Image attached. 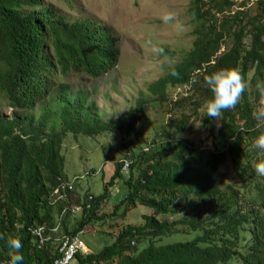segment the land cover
Wrapping results in <instances>:
<instances>
[{"label":"trees","instance_id":"trees-1","mask_svg":"<svg viewBox=\"0 0 264 264\" xmlns=\"http://www.w3.org/2000/svg\"><path fill=\"white\" fill-rule=\"evenodd\" d=\"M40 1L0 0V98L14 110L10 118L0 117V259L14 254L5 243L12 235L21 240L23 264L51 263L54 246L36 250L25 228L55 226L61 208L50 200L64 176V137L112 134L118 148L103 151L112 166L109 178L71 232L99 223L115 238L96 254L76 256L74 264H264V177L254 173L255 163L264 160V150L254 147L264 134V117L257 115L264 111L258 104L264 96V1L229 14V0H191L188 14L197 23L192 48L148 85L151 100L137 99L132 110L109 122L89 111L85 96L70 94L66 84L51 88L49 81L56 72L107 74L118 60L117 39L88 18L67 23ZM63 2L73 9L70 0ZM64 36L71 47L61 44ZM223 68L235 70L246 88L233 108L213 120L203 107L211 97L204 79ZM23 84L32 89L21 94ZM177 87L184 92L170 98L168 89ZM46 101L47 117L35 120L31 111ZM149 105L162 107L166 122L147 151L137 144L126 149L128 158L122 154L126 141L143 129ZM190 130L201 133V146L186 140ZM207 146L211 153L203 150ZM123 157L130 161L127 174ZM118 181L126 193L108 207L109 189ZM138 207L150 213L135 224L129 215ZM168 215L175 218H160ZM62 229L69 232L64 224Z\"/></svg>","mask_w":264,"mask_h":264},{"label":"rangeland","instance_id":"rangeland-1","mask_svg":"<svg viewBox=\"0 0 264 264\" xmlns=\"http://www.w3.org/2000/svg\"><path fill=\"white\" fill-rule=\"evenodd\" d=\"M204 2L207 3L206 0ZM60 3L61 9L70 13L68 14L70 18L91 19L101 26L108 27L117 39L118 60L115 67L107 74L92 78L85 74L71 73L55 84V87L58 84H66L70 94L80 93L85 96L90 103L89 111L97 113L101 122H109L123 112L133 109L136 100L141 97L151 100L147 90L148 85L164 77L169 68L179 63L192 48L195 39L192 32L197 23L188 14L191 0H70L73 9H67L63 0ZM164 15H170L167 22L162 19ZM225 45L226 47L223 48L227 50L231 42L228 41ZM166 50L174 52L175 56L163 53ZM251 77L252 73L248 75V80ZM247 86L250 90V85ZM184 90V87L170 88L168 95L176 99ZM0 101L4 111L9 115L10 110L5 100L0 99ZM258 104L264 107V96L260 98ZM161 108L148 106L143 129L126 141L125 151L134 144L150 143L162 123L166 122L167 114L161 112ZM38 110L37 108L34 113L38 114ZM184 137L196 147L201 146L204 139L196 130L186 132ZM118 138V135L112 134L94 138L83 135H78L76 139L71 135L65 137L63 173L70 180L79 178L75 183V192H70L69 195V200H73V204H82L85 193L92 196L102 193L104 181L108 180L112 170L110 162L103 155V148L107 151L110 147L112 152L119 145ZM226 176L232 177L228 174ZM125 193L121 182H116L109 189L111 203L109 201L108 207L118 202ZM133 211L129 219L135 224L140 223L142 214L150 213L148 209L140 207ZM82 216L83 213L69 216L65 220L69 231L76 227ZM160 218L175 217L168 215ZM91 228L95 230V234L90 231ZM86 229L89 231L82 235V241L92 254L98 253L104 246L114 241L115 235L110 233L106 226L100 227L99 223H95L88 225ZM181 235H178V240ZM181 238V240L185 239L183 235ZM143 248L144 245L141 244L138 251Z\"/></svg>","mask_w":264,"mask_h":264},{"label":"clouds","instance_id":"clouds-1","mask_svg":"<svg viewBox=\"0 0 264 264\" xmlns=\"http://www.w3.org/2000/svg\"><path fill=\"white\" fill-rule=\"evenodd\" d=\"M42 1L43 0L40 1L41 2L40 7L44 8V11L56 12L67 23H73L75 20H77L74 18H70L68 16V14H70V13H66L64 10L61 9V6H62V4L60 3L61 0H56L55 2H48L47 0H44V2H42ZM229 1L232 4L231 10H230V12H228L229 14H234L237 12L244 13L245 11L251 9L256 3L259 2V1H257L253 6H251L249 8H246L243 10H238V9H235L234 2L232 0H229ZM260 1H262V0H260ZM50 4H55V7L53 8L52 6H50ZM241 6H245V1L241 4ZM54 9H57V10H54ZM162 19L164 20V22H167L170 19V15H164L162 17ZM42 37L45 38V33H42ZM59 40H60L61 44L65 43L66 45H68L70 47L72 46L71 41L69 39H67L66 36L62 37ZM59 40H57L55 42L58 43ZM51 42H54V41H51ZM223 47H222V49L224 51L225 48H223ZM221 50H220V53L223 52ZM46 51L47 52L51 51L50 45L48 46ZM179 63H177V64H179ZM69 74H71V72H68L65 75L62 73L57 74V72H56V74H53V76L51 77V80L49 81L50 87L53 88L55 86V84L61 78L65 79ZM173 75H175V73H173ZM204 83H205V86L210 91L211 97L205 100L203 107L205 109L206 116L210 119H213V120H217L222 111L233 108L238 103L241 94L244 92V90L246 88V84L242 81L241 76L235 70L228 69V68H223V69L217 70V71L207 75L204 79ZM18 88H19L21 94H24L27 91H29L30 89H32L31 86L26 85V84L20 85ZM51 91H53V89ZM0 99L5 100L6 105L8 107L7 99L6 98H0ZM47 104H48L47 101L44 102L43 104L38 103L36 105V108H35V110L37 108L39 109L38 114H35L34 113L35 110H34V111H31V116L35 120H40V119L46 118L48 113L47 112L44 113L43 110H45V109L43 107ZM8 109L10 110L9 115H7L8 112L4 111V109L2 107V103L0 101V117L6 116L7 118H10L13 115L12 113L14 112V110L10 109L9 107H8ZM257 115H258V117H264V111L259 112ZM68 135H71V134H67L66 136H68ZM65 137H64V139H65ZM63 143H64V140H63ZM63 143H62V151H61L62 154H63V147H64ZM143 145H144L143 146L144 151H147L148 150L147 147H149L151 145V141L149 144H143ZM137 147H139V146L137 144H134L130 148L136 149ZM254 147L261 149V150H264V134H260L255 138ZM116 148H118V147H116ZM203 150L210 152V153L213 151L211 146H207ZM103 151L106 152L104 150V148H103ZM122 154L127 156L128 158L130 157L129 153H126L125 150H124V152H122ZM103 155H104V153H103ZM122 163H123L122 171L125 174H127L129 171V168H130V161L123 157ZM110 166H111V163H110ZM254 173L260 177H264V160H260V161L255 163ZM78 180H79V178H77V177L70 180L68 177H66L65 174L63 177H59L57 179L58 184H57L56 193L53 195L52 199L50 200V204L59 203L60 208H61V212L58 213L55 217V226L54 227L50 228V227H47L44 225H29L25 228L26 234H27L32 246L36 250L42 251V250L46 249L47 247H49L50 244H52L54 246L55 257L51 261L50 264H52L57 258H59L58 250L62 244V239L64 237H68L70 239H73L76 237V238H78V240L83 245L82 248L78 249L77 253L75 254L74 258L71 260V262L69 264H74L76 256H78V255L88 256V255L92 254L85 247V245L82 241V235L85 234L87 231H89V229H86L87 226L84 229L78 230L76 232H71L75 228H77V225L74 229L69 231L67 228V225L65 223V220L69 216H77V215L83 213L84 209L88 210L91 208L92 195H88L87 193H85L84 200H83L82 204H80V205L73 204V200L72 201L69 200L70 192H75V190H76L75 189V183ZM106 181L107 180H105L104 182H106ZM62 220H64L63 221L64 223L63 222L61 223ZM63 224H64V227H66L67 230L69 231L68 233H65L63 231V229H62ZM36 228H42L45 237L48 238V240L42 246L39 244V241L31 235L30 229H36ZM90 231L93 234L96 233L93 228H91ZM0 239H5V237L0 236ZM5 243H6V247L8 249H10L14 254L9 258H5V257L1 258L0 264L1 263L2 264H23L24 256L21 254V249H22L21 240L19 238L13 237L12 235H9L6 238ZM132 245H134V243H132ZM106 246H104V247H106Z\"/></svg>","mask_w":264,"mask_h":264},{"label":"built area","instance_id":"built-area-1","mask_svg":"<svg viewBox=\"0 0 264 264\" xmlns=\"http://www.w3.org/2000/svg\"><path fill=\"white\" fill-rule=\"evenodd\" d=\"M234 2L235 9L243 10L253 6L257 1L260 0H232ZM245 1V6H241V4ZM31 235L35 237L39 244L42 246L48 240L45 237L42 228L30 229ZM82 243L78 240V238L70 239L68 237H64L62 239V244L58 250L59 258H57L52 264H69L71 260L74 258L78 249L82 248ZM2 264V263H1Z\"/></svg>","mask_w":264,"mask_h":264}]
</instances>
